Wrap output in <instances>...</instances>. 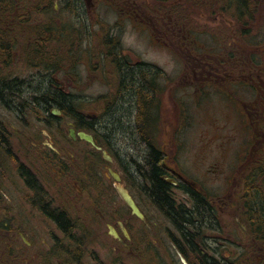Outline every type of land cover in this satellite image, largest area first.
<instances>
[{
  "label": "rangeland",
  "instance_id": "rangeland-1",
  "mask_svg": "<svg viewBox=\"0 0 264 264\" xmlns=\"http://www.w3.org/2000/svg\"><path fill=\"white\" fill-rule=\"evenodd\" d=\"M27 1H40V7L31 14L26 12L22 24L8 25L15 28L9 38L13 46L8 51L10 64L0 62V78L23 80L20 86H24L26 100L22 112L0 101V140H6L4 145L0 142V244L10 264H182L169 244L170 221L135 187L132 177L126 178L125 186L135 194L146 220L131 215L116 182L108 181L102 169L98 171L100 188L110 192L111 187L114 200L107 194L79 201L59 195L62 182L55 180L56 163L39 148L47 139L39 129L54 130L56 125L54 121L48 125L40 122L41 108L33 101L27 103L31 94H38L52 79L85 103L107 94L113 87L115 69L104 55V42H109H103L105 34L117 36L115 43L132 60L157 64L163 70L160 127L153 142L170 153L167 161L179 165L177 171L202 184L211 197L222 198L233 188L232 178L243 177L236 188L250 195L259 190L264 207L262 150L253 143L257 137L245 130L237 102L229 99L239 95L252 107L263 95L259 83H264V0L249 2L252 16L240 22H247L245 25L234 17L237 4L230 9L226 0ZM205 60L213 75L204 80L201 65ZM219 68L222 76L216 77ZM263 131L264 126L258 134ZM211 145L215 147L210 149ZM255 160L261 162L250 168L248 164ZM215 162L222 163L224 176L209 171ZM19 164L30 167L42 179L46 195H37L26 185ZM247 175L252 177L248 183ZM175 192L180 199L177 189ZM248 200L241 204L252 218L256 211ZM47 201L73 218L76 226L71 237L60 234L64 244H33V248L12 244L11 233L2 226L5 223L14 224L24 234L37 227L41 231L37 236H44L48 222L40 210ZM121 213L129 215L133 236L129 249L109 238L108 223L116 224ZM222 217L225 239L242 242L228 244L223 254L237 264H264L258 255L248 256L252 244L244 238L242 221L237 218L236 222L232 215ZM16 245L23 248L20 253L13 252ZM255 245L264 250V243Z\"/></svg>",
  "mask_w": 264,
  "mask_h": 264
},
{
  "label": "flooded vegetation",
  "instance_id": "flooded-vegetation-1",
  "mask_svg": "<svg viewBox=\"0 0 264 264\" xmlns=\"http://www.w3.org/2000/svg\"><path fill=\"white\" fill-rule=\"evenodd\" d=\"M87 2H90V0H87ZM116 51V49H111L108 52L114 53ZM104 55L107 57L106 52H104ZM107 58V63L115 69L112 89L110 88L108 90V93L103 96L89 99L92 101H90V103L82 102L80 100L81 97L75 93L77 104L78 102L81 104L79 107V111L81 113H77L76 117L73 115V109H70V111H66V109H61L56 106V108L60 111L59 115L56 116V127L54 130H52V128L46 130L39 129V132L45 135V137L47 138L46 142H43L42 145L40 144L41 146H39V148L42 150L43 154L49 153V155L52 156V161H55V180H59L62 182L60 186L61 188H59V195H62L64 197L67 196L69 201H79L83 199L95 200L103 198V194L109 195L110 199L114 200L115 198L112 197L111 187L110 192L108 191V188L105 189L103 186L102 188H100L101 182L98 177V171L99 169H102V173L105 175V178H107L108 181L113 180L116 182L110 171L111 168L119 173L121 177L120 183L122 182L124 186L126 178L128 176L132 177L135 180V187L138 188L142 192V194L146 196V198H148L150 201V198L140 189V182L142 178L140 177L141 174L138 171V167L136 165V159H138V149L140 147H143V143H147L145 145L150 150H146H149L151 154L153 153V151L151 150L154 147L149 145V141L153 142L154 136H156L159 132V106L161 86H159L160 90L157 89V91L155 92V97H153L152 99L153 105L151 111L154 112L156 110L158 113V115L153 118L154 122L152 126H148L144 121L146 108L144 107L143 100H140L139 97L137 100L138 103L137 101L135 103L136 106L134 103H130V106L127 109L122 108V111L119 110V116L121 115V118H114V121H116V123L118 124L117 126L115 125L116 127L114 126V128H110L109 122L111 119H105V117L108 112H112V110H114H109L111 106H114L116 104H124V99L127 100L125 96V93H127V91H125V93L124 91H121V89L123 90L125 84L123 82V79L120 80V76H118V71L124 72L122 69L124 68V66H120L118 60L109 57ZM131 61L133 63L137 62L136 60L132 59ZM155 65L158 66L161 71L160 75L157 76V82H159L160 85L163 70L159 65ZM212 69L213 68L210 62L208 60H205L201 65V75L204 80L206 79V77L209 78L213 75ZM214 75L216 77L222 76L221 68L215 69ZM215 82L217 83V80H215ZM61 84H59L60 88L66 93H70V91ZM259 84L262 86L263 95L255 100V102L251 105L252 107H250L248 101L238 96L236 97V102L238 105L237 108L239 114L244 121L243 124L245 126V130L248 132V135L251 134V137H257L256 141L254 140L253 143L256 144L257 147H261L260 150H262V152H260V154L264 157V131L262 134H258L259 132H262V126H264V124L261 125V121H264V83L260 82ZM260 95L261 94L259 92V96ZM83 104H85V106ZM132 105H134V115L133 121H130L129 124V119L127 116H129V113L132 111ZM42 108L45 109V105H43ZM42 110L39 115V119L41 120L40 122H45L47 114L43 112L44 110ZM116 128L117 130L120 129V132H122V134H120L119 136L116 135L120 137L118 139H116V136L114 137ZM71 129L75 130V137L71 135ZM79 131H84L91 134L94 137L96 143L107 150L108 153H110L112 159H105L102 151H98L91 144L81 139L77 135ZM1 140L4 141V144H6L5 139ZM122 140H125V142H122ZM47 141H50L53 147H51ZM119 143H121V146L119 145ZM153 143L158 148V151L161 154L160 165L163 168L161 178L172 185L171 191L177 202H182L189 210H191L193 208V205H195L193 195L197 196L196 193L199 192L203 196L208 197L211 206L216 212L217 223L214 226H210L209 228L203 226L202 228H200V232L190 228L187 225L179 226L175 221L168 219L171 223V229L169 228V244L173 249H175V253L177 252L181 263L184 264L181 260L180 254L186 257L185 259L189 264H203V257H206V255H209L210 259H212L211 256H213V259H217V263L214 264H226L225 261L227 260L234 262V260H230L223 254V250L228 248V244H241L242 242L235 241L234 238H230L229 240H227L223 236L222 231L224 230V228L222 225V216L224 214L234 216L236 222L238 221V219L242 221L241 224H243L246 234L244 238H248L250 240V244H252V246L248 248V256H250L251 254H256L264 263V250L260 249V247H256L255 245L264 243V233L260 230L261 227L256 224V220L253 218L255 217V214H253L252 218H250L248 211H245L243 209L244 205L241 204L244 199L248 200L246 196L249 197V194H247V191H245V196L243 194V191L240 192L239 189L236 188L237 186L241 185L240 181L243 179V177H233V188L230 189L222 198L211 197L208 193H203V188L201 187L202 184L200 185L196 181L191 179L187 180L184 175L178 172L177 167H180L179 165L176 166L175 164H172L174 162L169 163L167 161V159L170 157V153L165 150L162 145L157 144L156 142ZM213 147L215 146L211 145L209 148L212 149ZM80 153L82 154L79 155ZM260 162L261 160H255L254 164L248 165L250 168L255 169L258 166L257 164ZM244 163L245 161L241 162V168L244 167ZM19 168L21 175L22 172L26 171V169H30V167L23 164H19ZM223 169L224 167L222 163L215 162L209 169V171L212 173H216V175L219 174L220 176H224ZM132 171L134 173H132ZM105 172L107 175L105 174ZM33 173L35 174V172ZM22 177L24 178L26 185L32 191H34L35 194L46 195L45 189L41 190L38 187H31L28 184L27 178H25L23 175ZM35 177L39 181V183H42L44 186L42 179L39 176L37 177L36 175ZM250 179H252V177H249L247 175V183ZM175 189H177L178 193L181 195H178L180 199L177 198ZM116 190L118 192L117 186ZM127 190L131 193L136 203L142 210L140 203L134 196L135 194L131 189L127 188ZM118 194L120 195L119 192ZM218 199L219 203L217 202ZM46 206L48 210H44L42 208V210H40V213L43 214L45 222H48V231L43 230L44 236L40 235L39 237L37 236V233H40L41 231L37 227H34L31 233H29V231L25 232L26 237L29 238V245H26L29 248H33V244H63V241L60 240V234L65 233L60 227L61 224L57 219L56 214H60L62 211V213L67 214V212L60 206H52V203H49ZM229 208L233 209L232 213L228 211ZM117 211L118 210H115L114 213L116 214ZM142 212L144 214V219L141 220H146V213L143 210ZM110 213L111 212L106 211V214L110 215ZM121 214H119L118 218L120 220H117L116 224L114 225L116 231L118 232V238L110 235L109 238H111L113 242L121 244L125 249H129L131 247V244H133L132 229L128 224L129 215L127 214L128 216H126V214ZM120 221L123 224L122 226L126 227L128 236L124 233L123 228L119 223ZM69 222L71 225H74L75 223L72 217L69 218ZM2 226L6 228V231H8L7 233H11L9 239L12 244H27L22 240L21 233L23 232H18L15 229L14 224L8 225L7 223H5ZM181 227L185 228L186 240H182ZM234 231L236 234H238L236 228L234 229ZM193 232H196V238H192L191 240V233ZM175 239L180 240L179 242L181 246L184 247L186 251L182 250V247L175 242ZM134 244H141V242H134ZM196 245L199 247V251H192V246ZM234 264H237V262H234ZM252 264L254 263L252 262Z\"/></svg>",
  "mask_w": 264,
  "mask_h": 264
},
{
  "label": "trees",
  "instance_id": "trees-1",
  "mask_svg": "<svg viewBox=\"0 0 264 264\" xmlns=\"http://www.w3.org/2000/svg\"><path fill=\"white\" fill-rule=\"evenodd\" d=\"M250 1L251 0H226V7H229L230 9L232 8V5L234 3L237 4V7H235L234 17L238 19L237 21L241 25H245L247 23H240L241 21H244L247 15L252 16L251 10L249 8ZM39 7L40 1H34L31 3L28 1L26 2V0H0V62H2L5 66L10 64V61L7 60L11 57L8 51L11 50L13 46L10 43L11 41L9 38H11V33L15 31V28L13 26L9 28L8 25L19 24L24 17L23 15L27 14L26 12H30L31 14L32 12H34V9H37ZM11 20H14V22L10 23ZM22 23L23 22H21L20 24ZM113 38L114 37L110 35H104L103 42L105 39L109 41L107 44L104 42V47L106 50L105 52L107 53V57L118 60L119 65L124 66V68H122L124 72L118 71V76H120V80L123 79V82L125 84L123 90L121 89V91H124V93L125 91H127V93H125L127 100L124 99L123 105L116 104L114 105L115 107L109 106V110H114H112V112H108L105 119H111L109 125L110 128H114V126H117L118 124L116 123V121H114V118H121V115L119 116L118 112L122 111V108L127 109L130 106V103L135 104L140 97V100H143L144 107L146 108L144 121L148 126H152L154 122L153 118L158 115L156 110L154 112L151 111L153 105L152 99L153 97H155V92L157 91V89L160 90L159 82H157V76L160 75L161 71L158 66L149 62H145L143 60L133 63L130 59V56L125 55L121 52V50L119 49L120 47L118 46V42L115 43V40L117 39ZM111 49H116L117 51L114 53H109L108 51H110ZM22 83L23 80L18 78H0V101H4L6 106L16 109L19 112L23 111V107L26 103V100H24L25 97H23L24 86H20ZM20 99H23V101H17ZM32 101L37 103L41 110L43 109L42 106L45 105V109H43L44 111H42L47 114L46 121L48 124L54 121L53 125H55L57 121L56 117L50 114V109L52 107L57 106L61 109H66V111H70V109H73V115L75 117L77 113H81L79 111V107L81 104L79 102L77 104L76 95L72 92L66 93L53 79L48 83L46 87H42L38 91V94H31V100L27 101V103L31 105L33 104ZM132 106V111L129 113V116H127L129 119V124L130 121H133L134 105ZM120 134H122V132H120V129L117 130L116 128L114 137L116 135L119 136ZM118 136H116V139L120 138ZM0 142L4 144V141L0 140ZM145 144L147 143H143V147H140L138 149L139 152L137 156L138 159H136V165L138 167V171L141 174L140 177L142 178L140 182V189L150 198L152 204L160 212H162L167 217V219L175 221L179 226L187 225L198 232H200V228H202L203 226H206L207 228H209L210 226H214L217 223L216 212L211 206L208 197L203 196L199 192L196 193L197 196L193 195L195 205H193V208L191 210H189L182 202L178 203L171 191L172 185L161 178L163 168L160 165L161 154L158 151V148L154 145L153 142L149 141V145L154 147L151 150L153 151V153L151 154V152H149L150 149L146 147ZM26 171L22 172V175L27 178L28 184L31 187H38L43 190V186L36 179L35 174L29 168L26 169ZM249 197L250 198L248 200V204L249 206L253 205V207L255 208L254 210L256 211V215L253 218L256 220V224L261 227L260 230L264 233V207L261 203L259 190L256 189L255 192H253V195L249 194ZM43 209L48 210L47 206H44ZM62 212L60 214H56L57 219L61 224L60 227L62 228L64 233L71 235L73 225L70 224L67 214ZM195 233H191V240L192 238H196ZM181 237L182 240H186L185 228L182 227ZM179 241V239H175V242L179 244V246H181ZM22 246L26 248L25 244H23ZM20 250H23V248H20L18 245L14 246L13 248V252L15 251V253L16 251H19L20 253ZM182 250L186 251L184 247H182ZM196 250L199 251V247L197 245L192 246V251ZM3 251L4 247L2 246V244H0V261L3 259L2 261L4 262V264H10L11 262L5 258ZM211 257L212 259H210L209 255L203 257V264L217 263V259H213V256ZM225 262L226 264H234L233 261L227 260ZM0 264L2 263L0 262Z\"/></svg>",
  "mask_w": 264,
  "mask_h": 264
},
{
  "label": "water",
  "instance_id": "water-1",
  "mask_svg": "<svg viewBox=\"0 0 264 264\" xmlns=\"http://www.w3.org/2000/svg\"><path fill=\"white\" fill-rule=\"evenodd\" d=\"M51 113H52L53 115H57V114H59V111H58L57 109H53V110L51 111ZM71 135H72L73 137L76 136V133H75V131H74L73 129L71 130ZM77 135H78L81 139H84V140H86L87 142L91 143V144H92L93 146H95L97 149H102L101 147H99V146L96 144V142H95V140H94V138H93V136H92L91 134L86 133V132H84V131H79V132L77 133ZM103 152H104V156H105L107 159L111 160L110 156L106 153V151L103 150ZM111 172H112V174L114 175V177H115L116 180H120V177H119V175H118L117 173H115V172L112 171V170H111ZM118 189H119V191H120V193H121V195H122V198L125 200V202H126V203L129 205V207L131 208L132 213H133L134 215L140 217V218H144L143 213L141 212V210L139 209V207L137 206L135 200L132 198V196L129 194V192H128L127 190H125L124 187H122L121 185H118ZM110 228H111V233H112L113 235H115V236H118L116 230H115L112 226H110ZM124 231H125V233H127L125 229H124ZM183 260H184V259H183ZM184 263H185V264H188L185 260H184Z\"/></svg>",
  "mask_w": 264,
  "mask_h": 264
}]
</instances>
